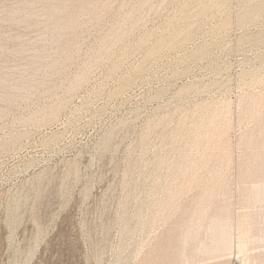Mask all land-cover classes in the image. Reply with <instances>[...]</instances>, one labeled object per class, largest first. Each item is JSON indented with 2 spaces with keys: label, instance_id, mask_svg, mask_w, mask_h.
Segmentation results:
<instances>
[{
  "label": "rangeland",
  "instance_id": "obj_1",
  "mask_svg": "<svg viewBox=\"0 0 264 264\" xmlns=\"http://www.w3.org/2000/svg\"><path fill=\"white\" fill-rule=\"evenodd\" d=\"M0 264H264V0H0Z\"/></svg>",
  "mask_w": 264,
  "mask_h": 264
},
{
  "label": "bare ground",
  "instance_id": "obj_2",
  "mask_svg": "<svg viewBox=\"0 0 264 264\" xmlns=\"http://www.w3.org/2000/svg\"><path fill=\"white\" fill-rule=\"evenodd\" d=\"M241 244L243 243V242H240ZM245 245V244H244ZM243 244H242V247H245ZM247 245V244H246ZM240 246V245H239ZM241 247V246H240ZM234 261V260H233Z\"/></svg>",
  "mask_w": 264,
  "mask_h": 264
}]
</instances>
